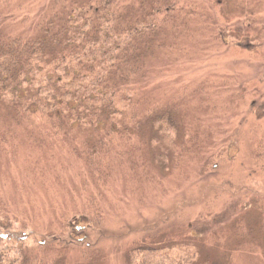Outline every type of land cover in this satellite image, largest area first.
<instances>
[{
	"label": "rangeland",
	"instance_id": "obj_1",
	"mask_svg": "<svg viewBox=\"0 0 264 264\" xmlns=\"http://www.w3.org/2000/svg\"><path fill=\"white\" fill-rule=\"evenodd\" d=\"M190 1L195 11L147 62L140 98L176 113L181 135L200 140L195 153L158 163L147 146L135 164L116 158L92 180L86 129L34 145L0 111V254L9 261L25 247L35 264H128L132 248L189 241L197 264H264V0ZM46 3L13 0L6 31L26 33L21 17ZM212 154L225 158L214 170ZM53 241L80 248L45 247Z\"/></svg>",
	"mask_w": 264,
	"mask_h": 264
},
{
	"label": "trees",
	"instance_id": "obj_2",
	"mask_svg": "<svg viewBox=\"0 0 264 264\" xmlns=\"http://www.w3.org/2000/svg\"><path fill=\"white\" fill-rule=\"evenodd\" d=\"M12 1L0 0V111L9 122L23 127L30 144L66 141L70 131L86 129L89 138L81 159L89 166L92 180L101 178L103 164L116 158L126 155L135 164L136 150L147 146L158 163L196 152L200 140L188 131L187 136L181 135L176 113L140 98L147 62L166 46L165 39L170 29H177L180 16L195 11L193 2L47 0L35 18L21 17L18 25L29 26L26 33L10 34L4 14ZM121 148L129 151L123 153ZM257 152L259 157L264 155V139ZM220 154H212L205 164L213 170L216 161L222 165L225 158ZM47 245L80 248L69 242ZM197 245L188 241L140 246L127 253V261L197 264ZM43 248L40 245L38 250ZM33 252L21 247L12 262L4 252L0 264H35L37 257L26 254Z\"/></svg>",
	"mask_w": 264,
	"mask_h": 264
}]
</instances>
